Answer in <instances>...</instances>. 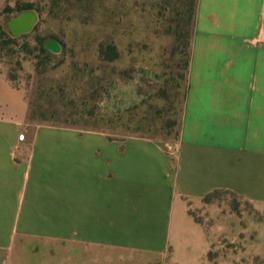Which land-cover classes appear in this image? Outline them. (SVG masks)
<instances>
[{
    "label": "crops",
    "instance_id": "1",
    "mask_svg": "<svg viewBox=\"0 0 264 264\" xmlns=\"http://www.w3.org/2000/svg\"><path fill=\"white\" fill-rule=\"evenodd\" d=\"M214 191L264 208V0H197L173 147L31 123L24 93L0 73V264L21 239L179 247L189 264L199 239L187 209Z\"/></svg>",
    "mask_w": 264,
    "mask_h": 264
},
{
    "label": "rangeland",
    "instance_id": "2",
    "mask_svg": "<svg viewBox=\"0 0 264 264\" xmlns=\"http://www.w3.org/2000/svg\"><path fill=\"white\" fill-rule=\"evenodd\" d=\"M187 4L0 0V27L5 30L7 20L24 9L37 14L27 36L0 49V73L24 93L31 123L173 147L186 91L185 34L192 37L193 31V21L183 15ZM36 39L42 45L56 43L58 53L41 55ZM187 214L199 239L191 246L195 258L189 264H264V208L221 191L190 205ZM184 253L179 247L143 254L21 239L9 264H183Z\"/></svg>",
    "mask_w": 264,
    "mask_h": 264
},
{
    "label": "trees",
    "instance_id": "3",
    "mask_svg": "<svg viewBox=\"0 0 264 264\" xmlns=\"http://www.w3.org/2000/svg\"><path fill=\"white\" fill-rule=\"evenodd\" d=\"M52 1L55 2L56 0H52ZM187 2H188V4L186 6V10H185V13L183 15H186V17L189 18V21L192 22L194 20V13H195L197 0H187ZM28 10H32V8L24 9V11H28ZM29 33L21 35V36L16 37V38H12L9 35V33L7 32V30H5V29L0 27V49H4L6 46L14 44L18 39L27 36ZM179 34L181 36H183L184 33L180 32ZM190 37L188 38V34L187 35L185 34V43H184L185 51H184V54L186 55V58H187L186 62H185L186 71H187V68H188V65H189V57H190V42H191V38ZM35 42L39 46L37 50L41 53V55H44L46 53V51H49L46 48V43L44 45H42L41 44V40H39V39H36ZM99 52H100L99 53L100 57H102L104 55L102 49ZM185 79H186V74H185ZM217 192H221V191H214V192L206 195L203 199L204 200H208L211 195H213L214 193H217Z\"/></svg>",
    "mask_w": 264,
    "mask_h": 264
},
{
    "label": "water",
    "instance_id": "4",
    "mask_svg": "<svg viewBox=\"0 0 264 264\" xmlns=\"http://www.w3.org/2000/svg\"><path fill=\"white\" fill-rule=\"evenodd\" d=\"M37 22V14L31 10L23 11L11 17L6 22V30L12 38L29 33ZM46 48L58 53L59 49L56 43H46Z\"/></svg>",
    "mask_w": 264,
    "mask_h": 264
},
{
    "label": "built area",
    "instance_id": "5",
    "mask_svg": "<svg viewBox=\"0 0 264 264\" xmlns=\"http://www.w3.org/2000/svg\"><path fill=\"white\" fill-rule=\"evenodd\" d=\"M18 139L23 140V135H20Z\"/></svg>",
    "mask_w": 264,
    "mask_h": 264
}]
</instances>
